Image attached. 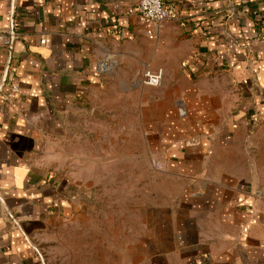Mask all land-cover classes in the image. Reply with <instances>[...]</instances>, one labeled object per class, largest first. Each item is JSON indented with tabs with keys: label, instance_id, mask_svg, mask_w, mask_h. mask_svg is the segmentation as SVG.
I'll list each match as a JSON object with an SVG mask.
<instances>
[{
	"label": "crops",
	"instance_id": "1",
	"mask_svg": "<svg viewBox=\"0 0 264 264\" xmlns=\"http://www.w3.org/2000/svg\"><path fill=\"white\" fill-rule=\"evenodd\" d=\"M138 2L0 0V264H47L76 208L48 147L108 95L171 185L128 264H264V0H167L157 33Z\"/></svg>",
	"mask_w": 264,
	"mask_h": 264
},
{
	"label": "rangeland",
	"instance_id": "2",
	"mask_svg": "<svg viewBox=\"0 0 264 264\" xmlns=\"http://www.w3.org/2000/svg\"><path fill=\"white\" fill-rule=\"evenodd\" d=\"M105 98L74 136L48 147L57 150L48 153L49 164L75 188L76 208L57 224L54 238L42 242L47 264H128L133 255L142 263L143 249L130 247L128 239L157 229L160 215L153 208L171 185L150 164L144 122L136 121L133 135L124 102Z\"/></svg>",
	"mask_w": 264,
	"mask_h": 264
},
{
	"label": "built area",
	"instance_id": "3",
	"mask_svg": "<svg viewBox=\"0 0 264 264\" xmlns=\"http://www.w3.org/2000/svg\"><path fill=\"white\" fill-rule=\"evenodd\" d=\"M136 12L141 19L153 29L154 32H159L165 24L175 18V10L172 5L167 3V0H139L136 6ZM0 43L9 45V37L0 35ZM43 43V41H42ZM162 73L145 70L142 73L141 81L143 84L152 87H158L161 84ZM1 83V80H0ZM18 93L17 85H11V92L7 98Z\"/></svg>",
	"mask_w": 264,
	"mask_h": 264
},
{
	"label": "water",
	"instance_id": "4",
	"mask_svg": "<svg viewBox=\"0 0 264 264\" xmlns=\"http://www.w3.org/2000/svg\"><path fill=\"white\" fill-rule=\"evenodd\" d=\"M3 82H4V80H3Z\"/></svg>",
	"mask_w": 264,
	"mask_h": 264
}]
</instances>
